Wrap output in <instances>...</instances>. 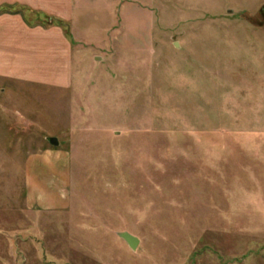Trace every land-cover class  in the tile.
<instances>
[{"label":"rangeland","instance_id":"rangeland-1","mask_svg":"<svg viewBox=\"0 0 264 264\" xmlns=\"http://www.w3.org/2000/svg\"><path fill=\"white\" fill-rule=\"evenodd\" d=\"M84 5L0 70V264H264V0Z\"/></svg>","mask_w":264,"mask_h":264},{"label":"crops","instance_id":"crops-1","mask_svg":"<svg viewBox=\"0 0 264 264\" xmlns=\"http://www.w3.org/2000/svg\"><path fill=\"white\" fill-rule=\"evenodd\" d=\"M84 2L85 0H0V70L17 69L12 65L14 60L8 59L10 56L60 54L61 49L69 45L62 29L31 28L26 23L28 18L24 13L76 23L85 11Z\"/></svg>","mask_w":264,"mask_h":264},{"label":"water","instance_id":"water-1","mask_svg":"<svg viewBox=\"0 0 264 264\" xmlns=\"http://www.w3.org/2000/svg\"><path fill=\"white\" fill-rule=\"evenodd\" d=\"M49 141L54 146L60 145L58 138H50ZM119 236L122 239H124L133 250L138 249V246L140 245L141 240L137 236L133 235L132 233L128 231L120 232Z\"/></svg>","mask_w":264,"mask_h":264}]
</instances>
